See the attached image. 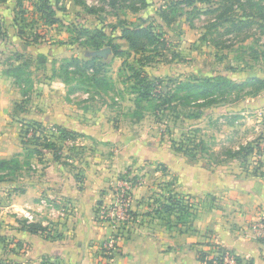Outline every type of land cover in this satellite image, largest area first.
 Returning <instances> with one entry per match:
<instances>
[{
    "label": "crops",
    "instance_id": "crops-1",
    "mask_svg": "<svg viewBox=\"0 0 264 264\" xmlns=\"http://www.w3.org/2000/svg\"><path fill=\"white\" fill-rule=\"evenodd\" d=\"M15 6V0L0 2L5 32L0 36V159L25 156L19 131L31 120L47 127L58 124L79 135L61 141L59 158L45 152L20 185H0V264H43L44 258L56 264H104L94 252L110 230L97 221V204L110 198V187L133 161V151L121 146V98L102 104L112 113L103 108L93 111L87 106L89 99H74L69 85L52 76L51 69L67 57L63 48L46 41L27 44L14 22ZM40 53L46 55V62L31 67V91L24 94L6 72L24 57ZM111 58L115 62L120 57ZM193 164L182 162L189 170L182 172L173 191L192 205L190 215L178 219L180 212H149L152 205L145 202L146 187L140 183L133 190L134 225L110 264H202L198 252L209 250L206 242L251 259L252 264H264V244L251 230L264 216V174H226L221 165L207 170L205 164ZM42 198L53 199L55 209L43 206ZM27 213L32 219H27ZM24 221L46 227L52 237L29 232Z\"/></svg>",
    "mask_w": 264,
    "mask_h": 264
},
{
    "label": "rangeland",
    "instance_id": "rangeland-1",
    "mask_svg": "<svg viewBox=\"0 0 264 264\" xmlns=\"http://www.w3.org/2000/svg\"><path fill=\"white\" fill-rule=\"evenodd\" d=\"M56 1L59 6L56 14L61 21L55 26L44 24L41 14L34 11L28 0H24L26 12L22 18L25 20L26 34H39L46 43L62 47L64 56L67 55L63 58L81 57L83 48H86L78 45L76 40L80 26L100 28L109 34L111 25L142 26L154 29V34L160 33L158 36L162 40L157 47L163 57L159 60L156 57L146 67L151 78L157 77L167 82L169 78L186 80L220 74L237 84L248 82L252 76L264 78V34H261L256 23L241 31L233 30L232 26L241 25L249 19L243 13L258 12L257 8L248 7L245 0H211L210 3L191 5L177 0H144L147 6L141 5L138 0H80L81 4L77 5L73 0ZM252 1L261 4L262 0ZM170 3L174 9L169 7ZM239 3L244 7L240 8ZM165 7L166 20H163L160 12ZM224 10L227 12L223 20L233 16V24L217 18ZM59 40L66 42L52 43ZM113 42L127 48L126 42L116 37ZM133 57L128 58L127 62L135 64ZM122 60L119 58L114 62L109 56L104 62L102 74L107 70L106 75L113 82L112 90L105 92L102 89L100 93L103 94L98 96L82 91L72 94L77 100L89 99L87 106H91L93 111L102 109V104H113L121 98V146L127 152L130 149L133 151V161L118 179H134V188L140 183L145 186L146 203L164 201L179 186L182 172L189 170L182 167V162L186 161L193 162V165L205 164L207 170L221 165L226 174L239 171L256 176L264 174V149L260 152L257 145L256 154L244 156L246 149L264 141V85H249L250 81L241 87L227 84L215 90L213 104L206 98L200 109L182 101L183 93L178 94L179 98L176 96L177 101H164L157 108L146 104L145 108L137 107L129 87L131 83L123 85L125 78L118 73ZM71 75V78H78L75 73ZM159 103L156 102L157 105ZM198 109L199 116L196 114ZM103 110L112 113L109 108ZM184 148L188 153L182 152ZM38 158L37 155L31 157L25 154L17 163L0 166V185H11V188L20 185L29 175L31 165L45 157ZM136 171L139 173L136 174ZM154 171H158V174ZM134 188L131 190L132 197ZM51 200L42 198L43 206L48 208L51 205L55 209ZM107 200L101 201V204ZM99 247H96L97 251ZM96 258L99 259L98 255ZM102 260L107 264L106 259Z\"/></svg>",
    "mask_w": 264,
    "mask_h": 264
},
{
    "label": "trees",
    "instance_id": "trees-1",
    "mask_svg": "<svg viewBox=\"0 0 264 264\" xmlns=\"http://www.w3.org/2000/svg\"><path fill=\"white\" fill-rule=\"evenodd\" d=\"M6 0H0V2H5ZM31 2L34 11L41 14L44 24L47 25H55L58 24L61 19L57 16L56 12L59 9L58 3L55 0L52 2L51 0H28ZM180 3L191 5L196 3H210L211 0H177ZM228 1V0H225ZM239 2L241 0H233V2ZM252 0H245L248 3V7L257 8L258 12H253L252 14L243 13L245 17L249 18L246 22H242L241 25H232L233 30L241 31L243 28L251 27L253 23L257 24L261 34H264V0L259 3H254ZM15 18L14 22L17 26L18 34L20 36H25V42L27 44H37L39 42L45 41L41 38L39 34L33 33L26 36L24 19L22 18L26 12L24 8V0H15ZM141 5L147 6L144 0H138ZM74 4H81L80 0H73ZM144 6V7H145ZM169 7H174L171 3ZM239 7L243 8L244 5L239 3ZM167 7L163 8L160 12V17L163 20H166V14L164 10ZM133 10H137V8H133ZM174 9V8H173ZM260 10V11H259ZM174 11V10H173ZM227 12L224 10L222 13L217 15V18L224 21H231L234 23L233 16H229L227 20H223V15ZM252 20H251V19ZM240 23V22H239ZM123 24V22H121ZM111 33L105 32L100 28L90 29L87 26H80L76 35V40H78V45L86 46L83 48V53L81 57L79 56H71L69 58H62L58 68H52V76H57L62 79V81L69 85V92L74 93L76 91H82L85 94H93L94 96L101 95L103 93L102 89L105 92L112 90L113 82L111 78L107 77L104 72L105 64L104 62L107 60L109 56L112 57H120L122 58L121 67L118 70V73L125 78V81L122 82L123 85L126 83H131L129 85L131 91L133 92L134 104L137 107H143L144 104L147 106H152L153 108H157L161 106L164 101H168L173 103V100L176 99L179 93H183L182 101H187V104L196 105L199 109L203 107L202 103L206 101V98L209 99V103H214L215 90L220 87L226 86L230 84L231 87H241L245 86L250 81L249 85L259 84L264 85L263 77L252 76L249 77L248 82H240V84L235 83L230 78H227L223 75H215V76H203V77H191L186 80H174L169 78L164 82L161 78H151L148 76L146 72V67L155 61L157 57L158 60L163 57L162 52L158 51V43L162 42L158 32L154 34L152 28H145L142 26H131V25H120L110 26ZM230 31V30H228ZM116 35V36H115ZM0 36L4 37L5 32L2 28V23L0 20ZM116 37L118 40L126 42L127 48L124 49L121 46V43H114L113 39ZM40 40V41H39ZM75 40V42H77ZM66 41L59 40L55 43L64 44ZM147 44V46H146ZM90 46L91 48H87ZM104 46V48H102ZM106 50L104 53L98 54L97 52H102ZM149 53V54H146ZM136 60L135 64H130L127 62L128 58L131 56ZM264 55V52L262 53ZM21 55H17V60H20ZM46 55L37 54L35 57H24L23 60L15 65L14 67L7 70L6 73H9L15 77V81L19 83L22 88L24 94L28 91H31L32 87V78H31V67H40L43 66L46 62ZM75 73L76 79L71 74ZM73 81H75L73 85ZM233 86H232V84ZM254 83V84H253ZM109 86L111 89H107ZM179 98V96H178ZM160 101L157 105L156 102ZM177 101V100H175ZM145 105V106H146ZM144 106V108H145ZM143 108V109H144ZM189 108V107H188ZM199 109L196 111V114L199 116ZM155 114H158L155 111ZM190 116V115H189ZM197 116V117H198ZM53 128L56 129V132H50V127L43 125L41 121L31 120L22 124L21 129L19 131V140L21 146L24 149V153L28 156L37 155L39 156V160L42 156H44L45 152H51L54 159L60 157L61 150V141L66 139H72L79 134L71 130L69 128L60 126L58 124H53ZM31 132V134H29ZM256 143L252 145L248 149L245 150L244 156L248 157L254 154L255 148H258ZM187 148L183 149L182 152H185ZM188 153V152H185ZM194 158V157H193ZM41 161V160H40ZM19 162L18 158H12L9 160H1L0 166L7 165L9 163H17ZM256 176V175H254ZM262 176V175H258ZM131 179V178H130ZM134 184V179H131ZM101 202H98V206ZM151 206V211L153 214L158 215L160 213L172 212L174 214L180 215L176 216L178 219H181L183 216L187 218L190 215L192 205L188 202L187 198L181 196L177 192H171L169 196L164 198V201L149 204ZM131 215L135 217V213L131 212ZM182 215V216H181ZM23 227H25L29 232L39 233L46 237H52L51 230H47L46 227H42L37 223H27L23 222ZM263 242L262 239H260ZM204 245L209 247V250H201L198 252V259L202 264H224V256L226 254L233 255L237 264H252L251 259H245L241 256L236 255L232 250L227 249L217 243L206 242ZM43 264H56L55 261H51L49 259H42Z\"/></svg>",
    "mask_w": 264,
    "mask_h": 264
},
{
    "label": "built area",
    "instance_id": "built-area-1",
    "mask_svg": "<svg viewBox=\"0 0 264 264\" xmlns=\"http://www.w3.org/2000/svg\"><path fill=\"white\" fill-rule=\"evenodd\" d=\"M49 130L50 132H56V129L53 127H50ZM258 147L261 152L264 149V141L259 143ZM254 154L256 153L254 152ZM132 184V181L128 177L117 179L111 189L110 198L97 208V221L108 226L110 230L108 237L97 251L99 259H106L107 264L112 262L113 255L118 250L119 243L134 225L135 217L131 215L133 198L131 190L135 186ZM26 217L28 220L32 219V216L28 213ZM251 230L256 237L263 240L262 243L264 244V217L254 222ZM223 262L224 264H237L231 254H226Z\"/></svg>",
    "mask_w": 264,
    "mask_h": 264
},
{
    "label": "water",
    "instance_id": "water-1",
    "mask_svg": "<svg viewBox=\"0 0 264 264\" xmlns=\"http://www.w3.org/2000/svg\"><path fill=\"white\" fill-rule=\"evenodd\" d=\"M106 50H104V51H102V52H97L98 54H100V53H104Z\"/></svg>",
    "mask_w": 264,
    "mask_h": 264
}]
</instances>
